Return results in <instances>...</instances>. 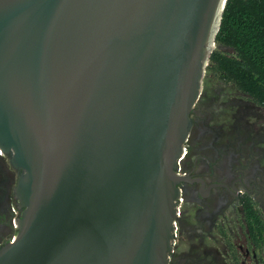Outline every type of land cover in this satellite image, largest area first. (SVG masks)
I'll list each match as a JSON object with an SVG mask.
<instances>
[{"label":"water","instance_id":"1","mask_svg":"<svg viewBox=\"0 0 264 264\" xmlns=\"http://www.w3.org/2000/svg\"><path fill=\"white\" fill-rule=\"evenodd\" d=\"M224 2L0 0V264H226L264 115L202 89Z\"/></svg>","mask_w":264,"mask_h":264},{"label":"trees","instance_id":"2","mask_svg":"<svg viewBox=\"0 0 264 264\" xmlns=\"http://www.w3.org/2000/svg\"><path fill=\"white\" fill-rule=\"evenodd\" d=\"M214 42L209 64L218 78L264 108V0H225Z\"/></svg>","mask_w":264,"mask_h":264},{"label":"flooded vegetation","instance_id":"3","mask_svg":"<svg viewBox=\"0 0 264 264\" xmlns=\"http://www.w3.org/2000/svg\"><path fill=\"white\" fill-rule=\"evenodd\" d=\"M201 84L202 89L209 88L215 91L235 88L232 83L218 78L209 64V58L205 71H203ZM239 96H242V101L255 103L240 90L231 92L228 101ZM260 110L261 114L264 115L262 106H260ZM234 112H240L237 105L225 108V116L216 114L227 123L225 132L236 129L237 117H234ZM191 138L185 139V149H189ZM179 172H183V157L179 158ZM5 189L3 176L0 174V234ZM240 198L241 202H233V206H244L240 212L228 208L230 225H228L226 214H219L216 238H225V245L214 240V234L209 239L208 244L218 248L226 264H264V205L257 195L249 192ZM249 207L257 215V230L254 231L251 229L253 218L250 210H248ZM177 209L186 212V197L179 200ZM176 229H180V219H176ZM171 260H174V254H171Z\"/></svg>","mask_w":264,"mask_h":264}]
</instances>
